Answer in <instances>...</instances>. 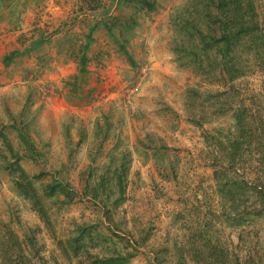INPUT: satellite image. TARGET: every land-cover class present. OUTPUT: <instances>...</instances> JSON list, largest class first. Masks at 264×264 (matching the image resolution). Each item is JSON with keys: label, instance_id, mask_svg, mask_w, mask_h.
I'll return each mask as SVG.
<instances>
[{"label": "rangeland", "instance_id": "1", "mask_svg": "<svg viewBox=\"0 0 264 264\" xmlns=\"http://www.w3.org/2000/svg\"><path fill=\"white\" fill-rule=\"evenodd\" d=\"M0 264H264V0H0Z\"/></svg>", "mask_w": 264, "mask_h": 264}, {"label": "trees", "instance_id": "2", "mask_svg": "<svg viewBox=\"0 0 264 264\" xmlns=\"http://www.w3.org/2000/svg\"><path fill=\"white\" fill-rule=\"evenodd\" d=\"M90 36H88V38H89ZM215 173H216V171H215Z\"/></svg>", "mask_w": 264, "mask_h": 264}]
</instances>
